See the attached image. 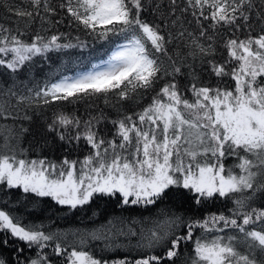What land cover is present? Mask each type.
<instances>
[{
    "label": "snow or ice",
    "instance_id": "6c2138e0",
    "mask_svg": "<svg viewBox=\"0 0 264 264\" xmlns=\"http://www.w3.org/2000/svg\"><path fill=\"white\" fill-rule=\"evenodd\" d=\"M3 6L15 20L0 22V120L13 121L0 127V264H264V0ZM65 21L107 45V58L38 81L37 60L89 46L59 30ZM97 100L117 118L58 109L35 130L16 124L31 126L53 105ZM105 121L111 136L102 134ZM25 135L41 148L52 135L90 151L82 160L30 156ZM39 198L56 212L111 201L140 215L52 231L28 219ZM218 201L225 210H209ZM90 241L126 252L98 255Z\"/></svg>",
    "mask_w": 264,
    "mask_h": 264
},
{
    "label": "trees",
    "instance_id": "16d2710c",
    "mask_svg": "<svg viewBox=\"0 0 264 264\" xmlns=\"http://www.w3.org/2000/svg\"><path fill=\"white\" fill-rule=\"evenodd\" d=\"M7 2L9 4L22 5V0H0V22L10 24L12 20H15V17L5 18L7 17L6 9L3 6L4 3ZM55 2V0H54ZM21 27H23V22H21ZM39 30V25H35L31 31ZM59 30L62 32L70 33L71 36H80L81 40H86L88 43V48L80 49H67L62 52H52L49 53L47 61L37 60V68L34 70V77L38 81H43L47 78V74L53 73L56 70H60L64 73H75L76 71L84 70L90 66L91 63L98 62L100 59H106V49L107 45L103 44L100 41H97L93 37L86 36L83 32L77 31L73 26H70L67 21L64 24L59 26ZM75 42V41H73ZM217 59H220L218 56ZM208 78L205 77V80ZM215 83V81H212ZM226 83H231V81H226ZM149 103V99L145 98L141 104V107ZM91 102L85 103L81 102L76 105H53L50 106L47 110L41 113L39 116H34L35 123L31 126L28 122L23 120H17L16 124L19 126L23 124L24 127H31V129L35 130L36 126L41 123L42 119L50 118L52 113L57 111L58 109H62L63 111L74 113L81 117V119H87L89 115L95 116L99 114L101 111L104 115L109 119L117 118V111L105 106L101 100L95 101V103L90 106ZM129 110V106L125 105L121 111L127 112ZM136 110H139L138 108ZM13 121L8 120H0V127L3 126H11ZM102 134H107L111 136L112 134V126L105 121L101 125ZM47 145L43 148L40 145L43 141L38 140V138L33 137L32 135H25L22 140L23 147L29 148V155L36 156L37 154L41 156H47L50 159H54L59 161L62 157L67 156L69 159H80L82 160L85 155H87L90 151L88 147H86L81 141L80 145L77 146H69L65 145L62 142H59L54 136H47ZM235 161L232 159L226 160V167H230ZM31 199V198H30ZM257 207L261 206L259 204ZM32 205L29 204L28 208L31 209ZM228 207H231L229 204ZM219 209L220 211L225 210V206L219 201L213 205H209V210L216 211ZM182 211V210H181ZM93 213H98V215H94ZM27 217V213H24ZM140 215V211H122L121 206L116 205L111 201H100L99 207L97 208L96 204H93L91 210H77L75 212H67V211H55V204L50 198H39L38 206L35 209V215L32 217H28V219H33L37 222H43V224L50 228L52 231L61 230L67 233H72L77 230L80 231H91L100 228L101 225L106 224L108 219L114 217H138ZM145 216L148 213H144ZM71 242V237L69 238ZM118 243H125L124 239L121 238ZM89 246L92 251L98 255H103L108 258H115L116 256L123 255L126 252V249H117L115 251H102L103 249V241H90ZM242 252L243 248L240 249ZM33 252L26 251L25 255L31 256Z\"/></svg>",
    "mask_w": 264,
    "mask_h": 264
}]
</instances>
